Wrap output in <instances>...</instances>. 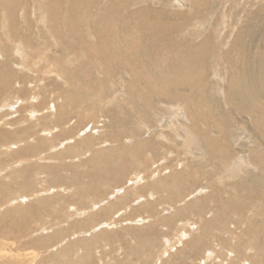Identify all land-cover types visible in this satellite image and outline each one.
I'll list each match as a JSON object with an SVG mask.
<instances>
[{"label":"rangeland","instance_id":"obj_1","mask_svg":"<svg viewBox=\"0 0 264 264\" xmlns=\"http://www.w3.org/2000/svg\"><path fill=\"white\" fill-rule=\"evenodd\" d=\"M0 264H264V0H0Z\"/></svg>","mask_w":264,"mask_h":264},{"label":"bare ground","instance_id":"obj_2","mask_svg":"<svg viewBox=\"0 0 264 264\" xmlns=\"http://www.w3.org/2000/svg\"><path fill=\"white\" fill-rule=\"evenodd\" d=\"M19 47H20V46H19ZM40 59H41V58H40ZM35 68H36V67H35ZM30 95H31V94H30ZM30 97H31V96H30ZM182 164H183V163H182ZM166 252H167L166 250L163 251V253H166Z\"/></svg>","mask_w":264,"mask_h":264}]
</instances>
